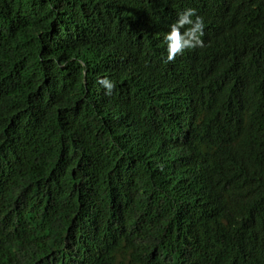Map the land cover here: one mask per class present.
Returning <instances> with one entry per match:
<instances>
[{
  "label": "trees",
  "instance_id": "obj_1",
  "mask_svg": "<svg viewBox=\"0 0 264 264\" xmlns=\"http://www.w3.org/2000/svg\"><path fill=\"white\" fill-rule=\"evenodd\" d=\"M0 264H264V0H0Z\"/></svg>",
  "mask_w": 264,
  "mask_h": 264
},
{
  "label": "clouds",
  "instance_id": "obj_2",
  "mask_svg": "<svg viewBox=\"0 0 264 264\" xmlns=\"http://www.w3.org/2000/svg\"><path fill=\"white\" fill-rule=\"evenodd\" d=\"M205 19L193 7H186L177 14L176 20L168 25L163 41L166 51V61H174L178 55H183L186 50L204 47ZM106 89V94L111 95L114 83L107 78L100 81Z\"/></svg>",
  "mask_w": 264,
  "mask_h": 264
}]
</instances>
